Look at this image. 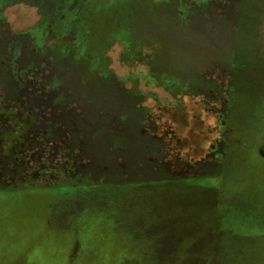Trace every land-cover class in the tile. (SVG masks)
I'll return each instance as SVG.
<instances>
[{
	"label": "rangeland",
	"instance_id": "1",
	"mask_svg": "<svg viewBox=\"0 0 264 264\" xmlns=\"http://www.w3.org/2000/svg\"><path fill=\"white\" fill-rule=\"evenodd\" d=\"M114 2L0 0V264H264V0Z\"/></svg>",
	"mask_w": 264,
	"mask_h": 264
},
{
	"label": "flooded vegetation",
	"instance_id": "2",
	"mask_svg": "<svg viewBox=\"0 0 264 264\" xmlns=\"http://www.w3.org/2000/svg\"><path fill=\"white\" fill-rule=\"evenodd\" d=\"M24 3H26V4H29V5H31V7L33 8V9H35V10H37V11H39V12H41V15H47L49 18H50V22H49V24L50 25H53V24H55L56 22H58V20L57 19H59V18H62V17H60L61 16V14L60 13H62V11H61V9H57V7H53L51 4H47V5H41V3L40 4H38V3H34V2H24ZM233 4V0H207V2H206V4L207 5H201V11L200 12H202L203 11V16H204V18H206V19H213V18H215L214 17V15H213V13H214V11L217 9V11H218V13L217 14H223V15H225V13H224V11H227L228 9H229V7H227L228 6V4ZM230 4H229V6H230ZM33 5H35L36 6V8L35 7H33ZM206 7H208V8H210L211 9V12L210 13H208V12H206L205 11V8ZM226 16V15H225ZM216 19V18H215ZM56 20V21H55ZM221 20L219 19V22H220ZM206 23L207 22H209V20H206L205 21ZM218 22V20L216 19V22L214 23V24H217V23H219ZM4 25V23H0V27H2ZM64 35H66V34H64ZM75 38V37H74ZM74 38H73V40H74ZM72 39V38H71ZM72 42V41H71ZM150 47V46H149ZM146 48H147V46H145V45H143L142 46V49H143V52H144V50H146ZM40 52V51H39ZM108 52V48H107V50H105V52H104V55L106 54ZM42 55V54H41ZM144 55V54H143ZM44 56V55H43ZM141 60V59H140ZM49 61H50V59H49ZM51 62V61H50ZM50 62H49V69H50V75H51V68H50ZM214 64H216L214 67L212 66V65H208L207 67H206V70H205V72L206 71H208V74L207 75H203V80H202V84H203V86H204V88L206 89V91H208L209 93H213L214 91H216V89H217V93L220 95V108L218 109V115H219V117L221 118L222 117V112H221V110L223 109V106L224 107H226V95L227 94H229V90L231 89V87H232V79H231V72H228L225 68H221L220 67V62H216V61H214L213 62ZM45 65H48V62L47 63H45L44 64V66ZM142 65V68H140L139 67V64H136V66H135V68L137 69V73H139V74H141L142 72H144L145 74H147V72H148V67H144V64H141ZM131 68V67H130ZM135 68H133V69H135ZM142 69V70H141ZM217 69L218 70H221L222 69V72H223V74H224V76L223 77H221V76H219V75H217L216 76V73H215V71H217ZM129 71H133V70H129ZM210 71H212V72H210ZM205 72H204V74H205ZM33 73H36V71H34ZM32 76H35V74L34 75H32ZM207 76V77H206ZM118 77V76H117ZM119 78V77H118ZM120 80V79H119ZM139 81L141 80V79H138ZM34 81H38V79H34ZM32 83H33V81H32ZM211 83L213 84V85H211ZM58 87V86H57ZM63 87V86H62ZM60 88H61V86L60 87H58V89H57V91H59L60 90ZM200 88H203V87H200ZM51 89V91H52V88H50ZM140 89H141V87L139 88V87H137V90H136V92H137V94L139 95V96H137L138 98H139V101L141 100V98H144V97H146L145 96V94L144 93H140ZM34 91H35V89H34ZM36 93L38 92L37 91V88H36V91H35ZM168 92H170L169 90H168ZM42 92H39V94H41ZM173 93V92H172ZM230 95V94H229ZM206 96H207V94H206ZM61 99V100H60ZM65 98H64V96L63 95H61V96H59L58 98H57V100H56V104H61V103H65V100H64ZM155 102L156 103H158L159 101L157 100V99H155ZM137 108H145V107H143L142 106V104H139L138 103V105H137ZM143 110V109H142ZM7 120V119H6ZM149 121L151 122L152 121V119H149ZM8 122V121H7ZM152 123H153V121H152ZM147 126H149V122L147 123ZM148 129V127H146V130ZM154 133V132H153ZM151 135L152 136H154L152 133H151ZM262 150L264 151V146H263V148H262Z\"/></svg>",
	"mask_w": 264,
	"mask_h": 264
},
{
	"label": "trees",
	"instance_id": "3",
	"mask_svg": "<svg viewBox=\"0 0 264 264\" xmlns=\"http://www.w3.org/2000/svg\"><path fill=\"white\" fill-rule=\"evenodd\" d=\"M125 1H128V0H115V2H114V5H113V7L109 10V14H113L111 17H109V14H107V20H108V22H111V23H116L117 22V24L119 25L120 24V20H119V17L117 16L118 14H121V12L123 13V10H125L124 8H121V7H123V6H125V4H126V2ZM241 1V0H240ZM116 7H118V8H116ZM120 7V8H119ZM121 11V12H120ZM147 41V40H146ZM145 41V42H146ZM150 44H152L151 42H146V45L145 46H148V45H150ZM228 98H229V94H227L226 95V107H224L223 106V109L221 110V114H222V117H221V120H223V122H225L228 118H227V114H228V109H229V103H228ZM143 115V114H142ZM146 115V114H145ZM233 122V121H232ZM153 123H152V121L151 122H149V126H147L148 127V138H149V141H150V143L152 144V138H151V136H150V134L153 132V129L155 130L156 129V127H153ZM227 126H231L230 124L229 125H227V123L225 122V124L223 125V130H222V133H221V136H220V138L216 141V143H215V147H214V151H213V153L215 152V150L216 151H220V152H223L222 150H224L225 148H226V146L228 145L227 143H226V137L228 136V132H227ZM143 132L145 133L146 132V127H144V130H143ZM230 133V132H229ZM231 133H232V131H231ZM230 133V134H231ZM229 134V135H230ZM246 140H248V139H246ZM249 141V140H248ZM248 141H246V142H248ZM210 152L211 153H209L205 158H203L202 160H199V161H197L193 166L191 165L190 166V168H188V170H186V169H183V170H178V171H173L174 173H178L179 175H186V176H189V172H193V171H197V173H198V170H197V167L200 165V164H202L203 162H207V161H209L211 158H212V155H213V153H212V149L210 150ZM156 154L157 155H159L158 154V151H157V149H156ZM19 161H22V159L21 158H19ZM157 161L158 162H163V157L162 156H160L159 155V157L157 158ZM23 162H27L28 163V166L27 167H29V163H30V167L29 168H31L32 167V164L31 163H33V164H37L36 162H35V160H23ZM185 162V161H184ZM26 163V164H27ZM162 164H164L165 165V168L168 170V171H170L169 169H168V164H166V163H162ZM29 168H27V169H29ZM73 168H74V165H73ZM27 169L25 170V171H23L24 173L27 171ZM75 169V168H74ZM77 170H82V165H78L77 166ZM37 171L38 170H36V169H34V171H31V173L34 175L35 174V176H36V174H37ZM85 171V170H84ZM172 172V171H171ZM81 173L82 172H79V171H77V175L79 176V175H81ZM2 175H3V164H1L0 163V178L2 177ZM262 215H264V214H262ZM137 248V247H136ZM88 251H90V250H88ZM92 253L93 252H91L90 251V254L89 255H91L92 256ZM143 254V253H142ZM95 258V256H92V259L90 260V258H89V261H86V259L85 260H83L82 262L83 263H85V264H89V263H91V262H93V263H95V264H97V261H99V260H95L94 259ZM89 262V263H88ZM92 263V264H93Z\"/></svg>",
	"mask_w": 264,
	"mask_h": 264
}]
</instances>
